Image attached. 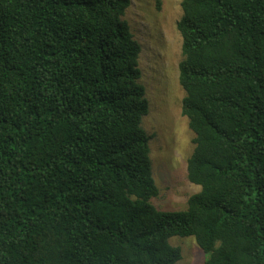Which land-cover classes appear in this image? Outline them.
I'll list each match as a JSON object with an SVG mask.
<instances>
[{
	"label": "trees",
	"instance_id": "trees-1",
	"mask_svg": "<svg viewBox=\"0 0 264 264\" xmlns=\"http://www.w3.org/2000/svg\"><path fill=\"white\" fill-rule=\"evenodd\" d=\"M130 0H0V264H264V0H181L180 110L199 187L153 203Z\"/></svg>",
	"mask_w": 264,
	"mask_h": 264
},
{
	"label": "rangeland",
	"instance_id": "rangeland-1",
	"mask_svg": "<svg viewBox=\"0 0 264 264\" xmlns=\"http://www.w3.org/2000/svg\"><path fill=\"white\" fill-rule=\"evenodd\" d=\"M181 0H130L125 20L141 47L139 65L148 112L143 126L150 137L153 178L159 194L153 205L162 211H183L199 187L190 184L186 162L193 135L181 115L184 92L178 84L181 41L176 30ZM179 248L176 264H203L205 254L192 237L168 239Z\"/></svg>",
	"mask_w": 264,
	"mask_h": 264
}]
</instances>
